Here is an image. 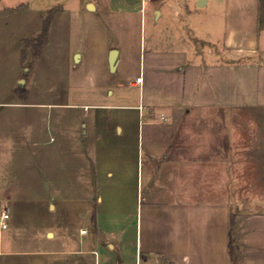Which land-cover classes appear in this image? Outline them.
Segmentation results:
<instances>
[{
    "label": "crops",
    "instance_id": "0c3cea01",
    "mask_svg": "<svg viewBox=\"0 0 264 264\" xmlns=\"http://www.w3.org/2000/svg\"><path fill=\"white\" fill-rule=\"evenodd\" d=\"M183 1L77 0L70 9L71 0L53 2L65 11L71 40L65 50H44L41 60L59 54L67 66L52 76L33 78L30 51L0 43V80L89 87L88 103L62 108L87 123L88 169L74 161L73 199L40 209L38 221L26 217L25 206L8 198L32 196L31 157L0 158V264H264V212L240 215L229 203L202 199L207 176L197 166L204 162L180 135L194 111L264 107V0H197L207 8L199 24ZM160 21L171 28L165 38L155 29ZM21 106L0 101L13 151L31 147L30 104ZM64 179L60 170L53 196L63 194ZM85 179L94 181V198L79 185ZM69 202L73 225L45 221Z\"/></svg>",
    "mask_w": 264,
    "mask_h": 264
},
{
    "label": "rangeland",
    "instance_id": "374dc122",
    "mask_svg": "<svg viewBox=\"0 0 264 264\" xmlns=\"http://www.w3.org/2000/svg\"><path fill=\"white\" fill-rule=\"evenodd\" d=\"M53 2L65 0H0V43L15 41L30 51L33 78L45 73L55 75L57 70L67 71L63 60L57 59L59 54L49 53L41 60L48 45L51 50L62 51L71 40L68 25L62 20L65 11L61 5L52 6ZM72 4H77V0H71L67 7L72 8ZM182 4L194 23L199 24L205 17L207 8L197 7V0H185ZM77 24L73 25L74 32L75 27L79 28ZM167 24L160 21V28H155L161 34L159 36H169L171 28L168 29ZM152 33V27L147 26V38ZM25 55L27 57V53ZM83 82L86 80H77L78 85L73 86L72 80H0L1 102L10 98L22 104L21 108L23 103L30 104V149L17 147L13 151L9 148L8 134L2 129L1 122L0 158L8 157L13 152L21 159L31 157V165L26 167L30 170L32 196L8 199L19 209L25 206L26 217L31 216L33 220H39L40 209L44 208L48 213L50 205L54 206L61 199H73L70 175L74 161L83 159V171L87 172L89 151L85 142L88 140L82 133L86 130L83 124L87 123L77 112L62 109L67 105L88 103L89 87L81 85ZM182 127L181 140L190 142L192 157L204 162L197 166L207 176L204 188L208 195L202 199L229 203L233 211L240 215L264 212V107L194 111L184 118ZM16 138L19 140L18 134ZM23 167L16 165L19 172L16 175L19 177L23 176ZM60 170L65 174L61 182L64 195L53 196L57 184L55 179ZM79 185L86 189L85 193L90 190L94 198L93 180L85 179ZM71 205V202L65 203L62 213L59 207L45 221L65 227L73 225L76 220Z\"/></svg>",
    "mask_w": 264,
    "mask_h": 264
},
{
    "label": "water",
    "instance_id": "95a60500",
    "mask_svg": "<svg viewBox=\"0 0 264 264\" xmlns=\"http://www.w3.org/2000/svg\"><path fill=\"white\" fill-rule=\"evenodd\" d=\"M199 5H201V3H199ZM91 7H92V5L89 6V8H91ZM117 54L118 53H117L116 50L112 51L111 54H110V60L109 61H110L111 70L115 69ZM78 60H79V54H77L75 56V61L78 62Z\"/></svg>",
    "mask_w": 264,
    "mask_h": 264
},
{
    "label": "built area",
    "instance_id": "2783aa9c",
    "mask_svg": "<svg viewBox=\"0 0 264 264\" xmlns=\"http://www.w3.org/2000/svg\"><path fill=\"white\" fill-rule=\"evenodd\" d=\"M10 218V214L8 212L2 213V227L7 228L8 227V220Z\"/></svg>",
    "mask_w": 264,
    "mask_h": 264
}]
</instances>
